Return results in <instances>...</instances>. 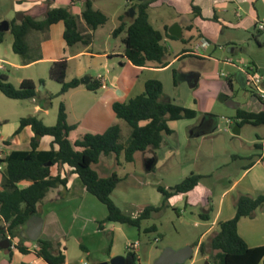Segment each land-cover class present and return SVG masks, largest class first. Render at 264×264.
<instances>
[{
  "label": "rangeland",
  "instance_id": "374dc122",
  "mask_svg": "<svg viewBox=\"0 0 264 264\" xmlns=\"http://www.w3.org/2000/svg\"><path fill=\"white\" fill-rule=\"evenodd\" d=\"M19 2V0H0V23L3 21L11 23L14 20L17 23L20 22L21 10L31 3V0ZM93 2L95 7L106 13L109 19L99 29L98 34L95 37L92 36L93 51L102 53L106 42H108V48L123 51L122 39L124 35L115 38L110 37V34L118 26V16L127 17V13L132 9L131 4L127 0H93ZM149 17L150 23L161 30L164 28V24H171L172 21H175L172 24L182 25L184 23L180 16L166 6L151 9ZM77 19L79 23H83L81 19ZM83 24H80V30H82ZM258 30L259 25L258 29L256 28V31ZM256 31H253L255 35L264 40V33L259 35ZM30 33L32 38L29 43L30 36L27 37L28 46L37 43L41 37L40 32L32 31ZM92 33L93 31H91V35ZM185 38H188L187 33H185ZM13 42L14 36L11 32H7L5 42L0 44V59L3 60L0 61V66H4V69H0V75H6L12 83L18 84L15 80L16 74L19 72L10 64L19 62V59L23 61L24 58L14 53ZM166 44L168 47L167 60L171 62L182 50L193 51L197 42L196 39H184V41L169 40ZM78 45L81 49L86 46L84 43ZM219 55L217 53L215 57L218 58ZM30 58L29 51L26 60ZM122 61L126 62L125 59L115 55L111 60L101 61L89 56L75 60L69 65L67 82L76 76H81L77 74L81 73L83 68L88 72V75H84V77L96 79L99 74H102L109 76L111 80L113 77L118 78L116 85L108 80L112 97L107 101L103 99L107 90L102 88L97 94L86 90H82L81 94L71 91L65 96L50 100L48 92L52 94L60 92L61 85L49 78L48 71V74L43 75L49 86L44 91L41 90L43 83L36 84L38 97L35 100H13L0 91V118L8 122L9 127H12L14 124H19L22 118L37 116L44 118L45 124L52 126L57 123L60 104L64 103L68 109L69 123L76 125V128L70 133L71 140H78L87 133L104 132L118 124L122 129L121 143H126L132 129L124 120L117 118L111 103L114 98L120 102H128L141 91L140 86L136 87V84L133 88L130 86V81L137 83L138 80L135 79L140 73L128 64L124 66ZM105 64L107 67H104ZM229 70L230 68L222 63L195 55H186L180 60L173 61L167 69L161 70L163 72H161L159 80L164 85L162 101L165 102L167 99L178 105H188L196 100L198 115L194 119L179 120L170 124L174 133L166 136L165 143L160 149L151 150L157 159V161L154 159L155 163L151 170H148V162L145 161L141 152L136 154L135 161L132 163L126 162L125 155L122 153L118 157L115 154L102 156L100 162L93 165V168L102 177L116 173L122 178L112 194V199L124 213L136 217L148 206L162 207L165 198L158 191V187L162 186L168 189L171 186H176L191 174L206 175L204 182L213 185L214 194L218 196L228 188L229 182L239 176L240 171L237 168L240 163L247 165L251 159H256L257 155L262 153L255 147L257 143H263L264 125L245 124L241 133L235 135L233 131L239 122L236 118L237 111L229 107L224 98L212 96L215 92L213 80L224 81ZM24 71L26 74L35 71L42 72L39 66ZM190 75L200 76L201 80L196 88H191L189 85L188 77ZM84 77L82 75L78 78L81 80ZM235 88L234 95L230 97V100L237 104L246 105L251 100V95L256 94L251 87L243 89L240 85H236ZM120 89L123 90L122 96L118 92ZM98 98H101V106H95V114H92L90 113L92 102ZM80 102L83 104L80 105ZM37 105H42L47 113L35 111ZM29 147V144L25 146V148ZM86 195L84 200L59 201L48 205V209L61 217L63 223L61 243L68 248L66 256L69 264H81L82 258H84L85 264L102 263L100 260L106 258L109 249L112 248V243L114 251L117 253L116 256L127 257L129 254L127 239L132 243L139 244L138 252L135 253L137 256L135 264H154L165 248L171 247L178 250L185 247L187 242L193 246L198 243L205 230L203 225L206 222L199 216L204 212L202 207L188 206L185 208L183 203H179L175 208L167 201L159 212L154 213L150 219L144 220L140 228L104 223L103 227L117 225L116 227H121L122 231L114 233L111 230L104 234L100 230L103 234L96 236L93 234L94 230L97 231L99 224L106 219L108 210L106 205L96 197L89 193ZM76 203L77 206H75ZM94 218H97L98 222H94ZM153 226H156L157 229L149 230ZM18 234L16 240L20 242L23 239L21 230ZM82 245L87 246L89 251L83 250ZM4 260L10 261V256L0 248L1 264ZM191 261L192 259L186 264H190ZM207 263L208 261L205 260L201 264Z\"/></svg>",
  "mask_w": 264,
  "mask_h": 264
},
{
  "label": "trees",
  "instance_id": "16d2710c",
  "mask_svg": "<svg viewBox=\"0 0 264 264\" xmlns=\"http://www.w3.org/2000/svg\"><path fill=\"white\" fill-rule=\"evenodd\" d=\"M53 0H50V2ZM136 15L128 22V17H120V25L113 31V36L118 38L124 35L123 55L133 65L138 67L165 68L170 62L167 60L168 47L165 40L178 39L168 33V28L161 31L155 28L149 19V1L130 0ZM82 19L90 31H96L99 27L108 22V17L100 10L94 8L92 0H85ZM58 22H64V38L69 46L78 43L89 45L91 34H83L79 28L78 19L69 9L60 7L50 9L42 20H36L30 16H25L21 23L15 20L10 23V31L14 36L13 51L24 58L28 56L29 46L27 37L30 32H43ZM7 32H0V43L6 40ZM182 52L183 56L192 54ZM68 61L62 59L53 62L49 71L51 80L61 85V90L57 95H50L49 99L60 97L71 89L81 85L79 79L66 81ZM175 76V72H174ZM43 83V82H42ZM86 88L92 92H97L102 88L97 80H93ZM0 91L13 100H32L38 96L36 85L32 80L26 79L16 87L9 81L8 76L0 75ZM164 86L160 80H148L142 94L130 99L128 102H115L113 111L118 119L124 120L131 127V135L126 143H121L122 129L115 124L104 133H87L82 138L71 141L70 133L76 128L69 125L67 112L64 103L60 104L57 123L48 126L44 121L36 116L22 118L20 127L16 134L30 126L34 132V137L30 143V150L13 151L5 159H0V165L5 164L2 171L3 179L0 183V220L5 225L0 224V237L5 239L8 236L16 239L29 219L37 214V206L44 200L48 192L59 185H66L68 180L60 176H52L51 168L55 165H68L74 174H77L86 191L96 197L101 203L106 205L108 215L102 223H118L140 228L144 220H148L154 213L159 212L166 202L173 196L187 194L192 191L203 178L201 175L191 174L179 184L171 188L158 187V191L164 196L162 207L148 206L136 217H131L124 213L113 201L112 194L118 184L122 181L116 173L111 176L102 177L94 168L100 162L102 156L115 154L125 155L126 162H134L137 153L148 150H158L165 143L166 136L172 135L174 130L170 124L184 119H194L197 112L185 108L170 101H162ZM262 100L257 94H255ZM238 127L245 124L255 126L264 125V112L255 113L238 110ZM45 136L53 137V143L59 149L54 148L48 151L39 150L40 140ZM260 148V147H258ZM23 182L29 185L22 187ZM236 216L232 220L221 223L220 231L215 233L208 242H203L199 246V256L206 257L209 264H260L264 263V247L250 248L244 239L238 234V222L242 217L253 218L258 208L264 204V194L252 197L248 194H238L234 201ZM201 217L207 220V216ZM156 226L149 230H156ZM148 230V231H149ZM39 249H36L37 256L48 264H65L66 256L63 253L53 254V244L48 241L38 239L36 241ZM10 251V262L12 251ZM17 250L27 254V249L22 241L18 242ZM127 258L135 264L137 256L135 251H128Z\"/></svg>",
  "mask_w": 264,
  "mask_h": 264
},
{
  "label": "crops",
  "instance_id": "0c3cea01",
  "mask_svg": "<svg viewBox=\"0 0 264 264\" xmlns=\"http://www.w3.org/2000/svg\"><path fill=\"white\" fill-rule=\"evenodd\" d=\"M19 1H20L19 3L23 2V0H19ZM127 1L131 5L134 4L130 0ZM147 1L151 3L149 11L151 9L164 8L166 6L168 9L172 10L176 15L180 16L183 19L184 23L180 25V27L182 28L183 39L185 40L196 39L197 44L200 42L201 39H206L210 42L209 48L204 49L200 53H194V50L188 51L187 53H192L189 55L208 58L213 60L214 62L222 63L230 68L228 72L229 74L227 77H225L224 81L220 79L213 80V85L215 88V92L212 94L213 97H222L224 98V101L227 104L238 105L234 109L237 112L238 110H244L255 113L264 112V100H260L254 94L251 95V100L246 105L237 104L230 100V97L234 95L236 85H240L243 89H247V87H250L247 82V74L243 70V68L246 67V65L253 66L258 72H260L264 76V40L259 38L258 35L256 36L255 33L253 32L254 30L256 31V28L258 29V25H260L261 23L264 24V0H147ZM84 4H85V0H53L51 2L50 0H44L42 2L40 0H31V3H29L21 11H22V15H24V18L25 16H30L36 20H42L45 18L48 10L64 7L69 9V11L75 17L83 21L82 13L84 11ZM94 8L98 9L95 7V4H94ZM104 14L106 15V13ZM121 16H118V26L120 25ZM127 17H128V22L130 23L131 20H133V18L129 16ZM24 18L22 20L19 19L20 21L19 23H21L24 20ZM174 22L175 21H172L171 24H167V23L164 24L163 25L164 28L162 30L161 29L159 30L164 31L165 29L168 28V33H169V29L173 25L172 23ZM83 23H79V28H80V24L82 25ZM84 24L81 27L82 30L80 31L83 34H91L89 28ZM101 27H99L96 31L92 33L93 37H95L98 34V31ZM117 27H115L114 30ZM114 30L111 31L110 37L113 36ZM256 32L259 35L261 33H264V31H260V30ZM64 33H65L64 22H58L56 24L51 25L48 28V30L40 32L41 37L39 38L37 43L29 44L30 46L29 51L31 57L30 59L26 60L25 62L24 60L21 61L19 59V62L16 61L15 63L10 64L15 70H18L17 72H19L16 74L17 76L15 80L18 84H15V82H13V84L16 87H18L22 83V81L29 79L32 80L35 83V85L36 84L41 85L43 82V86L41 90L45 91L49 85L44 79L43 74H48V71H50L53 62L66 59L68 61V69H69V65L71 64V62L75 60H79L84 57L90 56L101 61L104 59L111 60V58L114 57L115 55L116 57H121L125 59L126 62L122 61L124 66L128 64L129 66H132L135 70H137L140 73V75L137 74L135 79L138 80L137 83H135V81H130V86L132 88L134 87L135 84L136 87L140 86V91H141L140 94H142L145 90V84L148 80L161 79L160 74L161 72H163L161 70L167 69L172 64L173 61L180 60L184 57L182 55V52L184 50H182L181 53L176 54L175 58L165 68H156L154 66L138 67L133 65L131 62H129L128 59L123 55L124 50L117 51L116 49L110 47L108 48L107 47L108 42L104 44L103 47L104 50L102 53H95L93 51L94 43L92 40L89 45L85 44L86 45L85 48L81 49L78 45L79 43L73 46H69L64 38ZM185 33L188 34V38H185ZM31 35H32L31 33L30 35H28V38L30 36L29 43L32 38ZM169 40L170 39H166L165 42ZM12 49H13V45H12ZM217 53L220 54L218 58L215 57ZM227 60H231L232 62L231 63L227 62ZM0 61L3 60L0 59ZM38 66L41 68L42 72L35 71L33 73L26 74L24 71ZM104 67H107V64H105ZM87 73L88 72H86V70H84L83 68L82 72L77 74L81 76H76L75 78H72V80L73 79L80 80V78L78 77H82V75L84 77V75H88ZM100 76H102V79L107 85V88L104 89L107 90L106 95L103 97L104 101H107L109 98L112 97L111 95L112 91L110 90L108 85V80H111L109 76L99 74V76L96 79L89 77L90 83L93 80H97L101 84V80L99 79ZM142 76H144V78H142ZM67 77H68V70H67ZM111 81L113 85H116V83H118V78L113 77ZM86 86L87 85H83L81 83V85L78 88L71 89L62 96H65L71 91H76L78 92V94H81V92H83L82 90H86L87 92L92 93V91L88 90ZM98 92L99 90L93 93L97 94ZM118 92L121 96L123 95L122 89H120ZM58 93L59 92H57L56 94H52L48 92V97L50 95H57ZM100 100L101 98H98V100L92 102L90 113L95 114L94 112L95 106L96 107L101 106ZM112 101L113 102L111 103V107L113 109V104L115 102H120V101H118L117 98H114ZM165 101H169V100L166 99ZM82 104L83 103L80 102V105ZM180 106L195 110L198 115V103L196 100H194V102L191 104L180 105ZM35 111L37 112L42 111L47 113V111L43 109L42 105L41 106L37 105L35 107ZM66 112H68L67 107H66ZM42 120L44 121V118ZM67 121L69 125L76 127L75 124L69 123V116L67 117ZM19 127H20V122L19 124L17 123V125L14 124V126L9 127V123L0 118V157H2V159H5L13 151L30 150L31 147L25 148V146L27 144H29L30 146L31 140L34 137V132L30 126H27L21 131L20 134H16V131L19 129ZM242 127H240V133L243 129ZM104 132H100V133H104ZM93 134H99V133H93ZM53 141L54 139L51 136H45L41 138L39 150L48 151L54 148L57 151L59 147L58 145L54 144ZM255 148L261 150L262 153H259L256 159H251L247 165L244 163H240V165H238L239 167L237 168L238 171H240L239 176L234 180H232L231 182H229L230 184L228 188H226L218 196H215L214 194L213 185L204 182L205 181L204 178H206V175L197 174V175H201L203 178L192 191H190L187 194L175 195L168 200V202L175 208L179 203H183L185 208H187L188 206L202 207L204 212L199 214V216L202 220H204L201 217V215L205 214L207 216V220H204L206 222L203 225L205 226V230L198 241L199 246L203 242H208L215 233H218L220 231L221 223L235 218L237 211L234 201L238 194H248L252 197H257L259 195L264 194V181H263L264 139H263V143L262 144L257 143ZM143 156L145 158V161L147 162L151 160L154 162V159H156V156L153 155L151 150L143 152ZM234 157L238 158L236 156ZM261 166H263L262 169L258 170V168H261ZM4 170H5V166L2 171ZM2 171H0V183L2 182L3 179ZM51 175L54 177L60 176L61 178H66L68 182L65 186L59 185L58 187L50 190L47 196L44 198V200L38 204L36 216L39 218H43L42 219L43 228L39 239L43 241L51 242L53 244L54 255L63 253L66 256L68 248L65 244L61 243L63 239V223L61 221V217L52 210L48 209V205L59 201L63 202L69 200L70 201L84 200L88 192L86 191V188L82 183V181L80 180V178L78 177V175L74 174L72 168H70L68 165L53 166L51 168ZM28 185H29L28 182H23L21 184L22 187H26ZM77 205L78 204L76 203L75 206ZM154 207H158V206L154 205ZM93 220L94 222H98L97 218H94ZM0 224L7 226L1 220H0ZM113 224H118V223H113ZM196 225L199 226L198 224ZM108 226H104L102 229H100V227L98 226L99 227L98 230L97 231L94 230L93 234L98 236L103 233L106 234L105 232L107 231L110 232L111 230L114 233H116L117 231H122L121 227H116L117 225L116 226L114 225L115 227L114 226L108 227ZM26 228L27 227H24L21 230V233L24 230H26ZM100 230H102L103 233H101ZM238 234L244 239V241L247 243V245L250 248L264 247V204L262 205V207L257 209L256 215L253 218L242 217L239 220ZM4 239H5L4 237H0V241ZM16 241L18 242V240ZM21 241L24 247L27 249L28 253L23 254L18 250L11 249L12 251L11 262L8 260H4L3 264H16V263L17 264H48L42 258L37 256V253L35 252L37 247L36 241H31L29 239L28 240L22 239ZM130 243L132 242L129 239H127L126 244L129 245ZM187 245H189V242H187V244H185L184 246ZM199 246L194 248L195 253L190 264H201L203 261L209 258V255H207L206 257L199 256ZM82 248L85 251H89L88 247L85 245H82ZM4 252L6 255L10 256L9 250H4ZM137 252H138V248L135 249V253ZM116 255L117 253L114 251V246L112 243V248L109 249V253L107 254V256H105L106 258L100 260V262H108L113 257H117ZM80 263L85 264L84 258L80 260ZM65 264H69L67 261V256H66ZM260 264H264L263 261H261Z\"/></svg>",
  "mask_w": 264,
  "mask_h": 264
},
{
  "label": "water",
  "instance_id": "95a60500",
  "mask_svg": "<svg viewBox=\"0 0 264 264\" xmlns=\"http://www.w3.org/2000/svg\"><path fill=\"white\" fill-rule=\"evenodd\" d=\"M141 2L145 0H139ZM135 10L131 9L129 13H127V16L134 18L135 17ZM24 15L21 14V18L23 19ZM10 23L8 21H3L0 23V32H9L10 31ZM169 34L181 39L183 34H182V28L180 27L179 24H173L170 29H169ZM81 83L83 85H88L90 84V78L85 77L82 78ZM189 85L191 88H196L199 81H200V76L199 75H190L188 77ZM229 107L235 109L236 106L238 105H230L228 104ZM234 134L239 135L240 134V127H236L234 129ZM154 162L151 160L148 162V170H151L153 167ZM26 230H24L21 233V236L23 239H29L31 241H37L40 238L42 228H43V220L42 218L37 217L36 215H33L29 221L26 224ZM11 247V242L8 239H4L0 241V248L3 250H8ZM194 247L191 245L185 246L181 249H173L171 247H167L163 250L161 255L156 259L154 264H186L189 260H191L194 257ZM128 258L126 257H121L117 256L111 259L108 262H102V263H97V264H127ZM132 264V262H131ZM209 264V263H207Z\"/></svg>",
  "mask_w": 264,
  "mask_h": 264
},
{
  "label": "built area",
  "instance_id": "2783aa9c",
  "mask_svg": "<svg viewBox=\"0 0 264 264\" xmlns=\"http://www.w3.org/2000/svg\"><path fill=\"white\" fill-rule=\"evenodd\" d=\"M259 30L264 31V24L259 25ZM210 47V42L206 39H201L200 42L196 45L194 49V53H200L204 49H207ZM227 62H232L231 60H227ZM0 69H4V66H0ZM245 73L247 74V82L248 85L255 91V93L261 98H264V76L258 72L253 66L246 65V67L243 68ZM101 80V86L103 89L107 88L106 83L102 79V76L99 77ZM2 159V157H0ZM5 164L0 165V171L4 169ZM1 188V186H0ZM8 240L11 242L10 249L17 250L18 242L16 239L11 238V236H8ZM139 246L137 242L130 243L127 248L129 251H135V249ZM36 249H39L38 246Z\"/></svg>",
  "mask_w": 264,
  "mask_h": 264
},
{
  "label": "flooded vegetation",
  "instance_id": "af4514ba",
  "mask_svg": "<svg viewBox=\"0 0 264 264\" xmlns=\"http://www.w3.org/2000/svg\"><path fill=\"white\" fill-rule=\"evenodd\" d=\"M126 262H127V264H131L132 261L128 258V260Z\"/></svg>",
  "mask_w": 264,
  "mask_h": 264
}]
</instances>
